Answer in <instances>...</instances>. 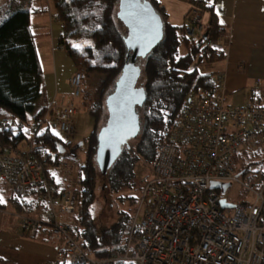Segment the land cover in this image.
<instances>
[{
	"label": "built area",
	"instance_id": "obj_1",
	"mask_svg": "<svg viewBox=\"0 0 264 264\" xmlns=\"http://www.w3.org/2000/svg\"><path fill=\"white\" fill-rule=\"evenodd\" d=\"M186 34L204 53L223 55L207 38L198 10ZM211 82V88L191 93L179 111L141 190L124 253L108 259L91 257L76 241L68 216L80 206L79 184L61 178L69 169L65 155L49 153L37 141L47 131L74 136L82 75L70 78L69 100L50 105L39 120L27 125L12 116L0 119V181L20 197L41 188L46 208L38 218L25 216L22 226L32 238L41 227L50 230L58 243L53 264H264V184L252 190L251 202L232 209L221 204H230L224 194L232 186L243 185L240 176L246 170L236 171L240 155L253 154L264 162V79H257L254 88L263 103L237 107L228 103L224 74L212 75ZM18 130L28 136L23 143H2V135ZM215 183L230 187L223 193L213 188Z\"/></svg>",
	"mask_w": 264,
	"mask_h": 264
},
{
	"label": "trees",
	"instance_id": "obj_2",
	"mask_svg": "<svg viewBox=\"0 0 264 264\" xmlns=\"http://www.w3.org/2000/svg\"><path fill=\"white\" fill-rule=\"evenodd\" d=\"M62 23V34L58 45L72 60L76 70L81 73L83 86L92 75L104 76L95 102L89 113L95 117V129L86 139L89 141L85 161L80 164L79 180L81 202L72 218L75 226V239L85 252L95 259H108L124 253L130 233L132 217L123 213L110 228H99L93 219L96 200L97 173L104 188L112 193L132 192L135 187V170L140 162L154 167L166 137L177 123L179 111L188 96L196 91L212 86L209 74H202L201 65L212 64L224 59L204 53L200 43L190 39L187 26L176 27L169 23L165 8L158 0H142L152 4L160 15L164 36L162 41L136 65L141 68L138 87L144 88L146 101L137 108L140 118V133L132 139L133 147H124L117 161L103 175L96 160L99 116L108 111L106 100L114 90L127 63V35L116 23L120 0H52ZM201 11L211 14L206 29L207 38L214 44L221 31L214 13L215 0H192ZM37 0H0V119L9 116L24 124L42 118L46 107L37 111V104L43 97V70L36 48V35L32 27V17L44 12L35 8ZM76 43L77 45L74 46ZM184 49L185 54H181ZM142 63L139 64L140 62ZM83 92V90H82ZM257 92L252 90L251 101L255 102ZM107 123V121H106ZM28 138L22 130L1 136L5 145L17 146ZM47 147L49 153L60 151V146H68L63 140L45 132L37 140ZM130 144V143H129ZM129 146V145H128ZM153 169V168H152ZM248 171H244V174ZM264 179V172L262 173ZM102 190V191H103ZM139 190H142V186ZM8 205L19 213L44 210L41 188H30L24 197L11 193ZM133 205L135 197H129ZM7 206L0 203V210ZM42 228V227H41ZM40 228V229H41ZM0 264H11L0 259ZM65 264V263H62ZM108 264H130L111 262Z\"/></svg>",
	"mask_w": 264,
	"mask_h": 264
},
{
	"label": "crops",
	"instance_id": "obj_3",
	"mask_svg": "<svg viewBox=\"0 0 264 264\" xmlns=\"http://www.w3.org/2000/svg\"><path fill=\"white\" fill-rule=\"evenodd\" d=\"M158 1L173 26L189 25L194 10L207 17V24L210 21L211 14L201 11L192 0ZM45 2L37 0L35 8L44 12L32 17L43 70V97L37 104V111L52 104L66 103L71 93L68 81L77 71L65 50L58 45L62 23L50 7L42 5ZM214 13L221 31L215 47L224 55L223 60L214 63L213 68L217 69L214 74L225 75L227 100L231 106H234L238 96L244 97L243 104L239 106L247 104L252 102L249 95L255 88L256 80L264 79V0H215ZM256 94L254 104H262L261 93ZM36 211L39 216L42 215L43 210ZM36 211L19 213L9 205L0 210V259L11 264L55 262L58 243L47 227H42L33 238L24 233L21 217Z\"/></svg>",
	"mask_w": 264,
	"mask_h": 264
},
{
	"label": "rangeland",
	"instance_id": "obj_4",
	"mask_svg": "<svg viewBox=\"0 0 264 264\" xmlns=\"http://www.w3.org/2000/svg\"><path fill=\"white\" fill-rule=\"evenodd\" d=\"M46 2L43 3L46 8L50 7L51 11L54 14H57V10L54 6L52 0H45ZM49 4V6H48ZM205 29H207V17H203ZM116 23L120 31L127 35V29L123 25V23L119 20L118 14L116 15ZM74 44V43H73ZM77 45L76 43L74 44ZM185 50H181V54H185ZM140 62V61H139ZM139 64L142 65L140 62ZM214 63L212 64H205L199 67V70L202 74H214L217 71L216 68H213ZM80 73L76 71L73 75ZM81 74V73H80ZM72 75V76H73ZM70 80V79H69ZM105 77L100 75H92L90 76L85 85L83 86V92L80 98L76 101V106L78 108V112L74 118V125H75V132L73 137H60L65 144H76L79 141L84 139H88L95 129V117L89 113L91 105L95 102L97 97L98 100V93L100 90V86L104 82ZM69 82V81H68ZM69 84V83H68ZM244 102L243 96H238V99L234 100V106H239ZM254 103V102H251ZM243 104V103H242ZM107 121V112L103 110L101 115L99 116V124L98 128L103 127ZM130 143V144H129ZM127 147H133V142H129ZM88 150L85 152H79V159L80 161H72V159L65 156V160L69 167L66 173L61 175V178L66 183L75 182L79 184V180L81 179V168L80 164L85 161L86 155ZM153 167L145 164L144 162H140L135 170V183L137 184L135 189L132 192H121V193H112L110 192L109 188H103V182L100 177V173H97V189H96V200L93 207V219L96 222V225L99 228H110L114 225L120 218V216L125 213L130 215L131 217L134 216L135 210L139 205V201L141 198V190L140 187L145 185L147 180L150 177L151 169ZM244 170H247V173L244 176H240V182L242 184H237L232 186L229 191L224 194V196L228 199L231 205H238L241 203L251 202L253 200V193L254 191H259L262 189L264 181H262V173L264 172V162L261 157L251 155H240L236 162V171L238 174L242 173ZM80 188V186H79ZM103 190V191H102ZM11 189L4 183L0 181V198H2V204H5L8 207L9 199L12 196ZM135 197L137 199V204L133 205V203L129 200V197ZM10 206V205H9ZM11 207V206H10ZM78 210V209H77ZM30 215V216H29ZM73 215L68 216L69 219H72ZM25 217V216H24ZM24 217H21L22 220ZM27 217L38 218V211L28 214ZM25 233V232H24ZM26 236H28L25 233ZM29 237V236H28Z\"/></svg>",
	"mask_w": 264,
	"mask_h": 264
},
{
	"label": "water",
	"instance_id": "obj_5",
	"mask_svg": "<svg viewBox=\"0 0 264 264\" xmlns=\"http://www.w3.org/2000/svg\"><path fill=\"white\" fill-rule=\"evenodd\" d=\"M118 18L128 30L126 46L128 50L127 63L122 76L115 86L114 92L106 100L108 120L98 135L97 164L103 175L122 154L124 147L138 137L141 127L137 108L146 101L144 88L138 87L141 78V68L136 65L138 59L146 58L162 41L164 36L163 22L148 1L120 0ZM88 140L76 143L70 150L68 158L77 160L78 150L86 151ZM60 151L65 152L64 146ZM229 184H213L214 189H221L223 193ZM223 209H232L234 205L222 201Z\"/></svg>",
	"mask_w": 264,
	"mask_h": 264
},
{
	"label": "flooded vegetation",
	"instance_id": "obj_6",
	"mask_svg": "<svg viewBox=\"0 0 264 264\" xmlns=\"http://www.w3.org/2000/svg\"><path fill=\"white\" fill-rule=\"evenodd\" d=\"M84 140H86V139H84ZM75 144H68V146H64V150H65V152L63 153L66 157L68 156V154L70 153V150H71V148L74 146ZM88 146H89V143L86 145V151L88 150ZM81 150H78V157H77V160H72V161H80V159H79V152H80ZM81 152H85V151H81Z\"/></svg>",
	"mask_w": 264,
	"mask_h": 264
},
{
	"label": "snow or ice",
	"instance_id": "obj_7",
	"mask_svg": "<svg viewBox=\"0 0 264 264\" xmlns=\"http://www.w3.org/2000/svg\"><path fill=\"white\" fill-rule=\"evenodd\" d=\"M123 2H125V3H127L128 2V0H123ZM133 2H138V0H133ZM75 46V45H74ZM58 135V134H57ZM3 201H2V198H0V203H2Z\"/></svg>",
	"mask_w": 264,
	"mask_h": 264
}]
</instances>
